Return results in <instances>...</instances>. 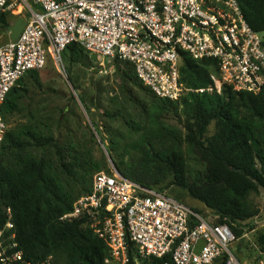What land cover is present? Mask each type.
I'll use <instances>...</instances> for the list:
<instances>
[{"label":"trees","instance_id":"trees-1","mask_svg":"<svg viewBox=\"0 0 264 264\" xmlns=\"http://www.w3.org/2000/svg\"><path fill=\"white\" fill-rule=\"evenodd\" d=\"M237 1L250 27L264 33V0ZM9 16L0 14L4 32L10 26ZM88 53L72 43L62 58L88 66ZM124 63L129 72L122 73V91L140 108L142 121L121 110L107 113L139 135L130 144L138 160L126 169L118 168L119 174L159 192L170 186L184 190L217 215L218 222L228 224L236 238H242L245 227H251L244 223L258 214L250 197L264 192V89L253 94L224 86L221 94H190L171 101L157 97L138 79L133 65ZM180 72L187 87L206 88L219 65L214 59L194 60L183 54ZM19 82L2 107L6 122L8 116L22 111L24 91L17 88ZM168 114L184 119L181 129L165 122ZM212 124L215 130L210 135ZM48 125V119L32 113L28 125L7 131L0 143V231L10 219L16 250L32 263L53 257L62 264H103L109 249L90 222L60 221L80 196L91 192L93 176L103 171V161L94 158L87 142L61 141ZM183 147L193 155L191 164ZM256 245L264 252V231ZM129 258L130 264L170 262V257L142 259L132 244Z\"/></svg>","mask_w":264,"mask_h":264},{"label":"built area","instance_id":"built-area-1","mask_svg":"<svg viewBox=\"0 0 264 264\" xmlns=\"http://www.w3.org/2000/svg\"><path fill=\"white\" fill-rule=\"evenodd\" d=\"M34 3L19 39L0 47V143L8 131L2 113L8 93L30 72L43 70L49 58L60 64L72 43L105 60L132 64L138 79L161 99L221 94L224 86L253 94L264 89V33L250 27L237 0ZM24 4L26 0H0V14L17 18ZM183 54L217 60L219 72L211 75L209 86L184 84ZM77 219H87L108 246L103 264H130L131 244L142 259L170 257L164 264H239L231 246L241 238L212 211L205 216L115 171L96 173L91 192L80 196L60 221ZM16 248L9 219L0 231V264H52V257L26 261Z\"/></svg>","mask_w":264,"mask_h":264},{"label":"rangeland","instance_id":"rangeland-1","mask_svg":"<svg viewBox=\"0 0 264 264\" xmlns=\"http://www.w3.org/2000/svg\"><path fill=\"white\" fill-rule=\"evenodd\" d=\"M26 3L19 17L27 18L30 8L36 9L34 0H26ZM8 18L11 25L18 17ZM9 38V33L1 30L0 47ZM88 55V66L70 64L65 58H62L60 64H55L49 58L43 70L31 73L21 80L17 88L24 91L22 111L8 116V131L28 125L32 113H38L42 119H48V126L56 138L61 141L87 142L94 158L103 161V171L120 173L118 168L126 169L129 163L138 160L139 155L130 144L139 135L133 133L120 118L107 117V113L121 110L127 116L132 115L137 121H142L140 108L128 100L122 91L121 76L123 72H129V67L124 62L105 60L93 53ZM141 98L146 100L143 96ZM165 117V122L170 126L182 128L183 118L174 114ZM214 130L215 126L212 124L210 135ZM183 152L191 164L193 155L186 147H183ZM122 162L125 165L122 166ZM163 190L165 194L181 200L206 216L208 209L199 201L188 197L184 190L173 186ZM250 200L258 209V214L243 225H251L250 228L245 227L244 251L240 243L232 245L231 250L239 264H264V252L256 245L258 234L264 231V192L252 194ZM51 261L52 264H62L53 257Z\"/></svg>","mask_w":264,"mask_h":264},{"label":"water","instance_id":"water-1","mask_svg":"<svg viewBox=\"0 0 264 264\" xmlns=\"http://www.w3.org/2000/svg\"><path fill=\"white\" fill-rule=\"evenodd\" d=\"M26 19L24 17H18L16 19V21L11 24L8 29L7 32L9 33V40L15 42L19 39L24 27L26 26ZM240 246L242 247V250L244 251V243H245V237H242L239 241Z\"/></svg>","mask_w":264,"mask_h":264},{"label":"crops","instance_id":"crops-1","mask_svg":"<svg viewBox=\"0 0 264 264\" xmlns=\"http://www.w3.org/2000/svg\"><path fill=\"white\" fill-rule=\"evenodd\" d=\"M190 207V206H189ZM191 208H193V207H191ZM194 209V208H193ZM208 212H209V210L208 211H206V214H208Z\"/></svg>","mask_w":264,"mask_h":264}]
</instances>
